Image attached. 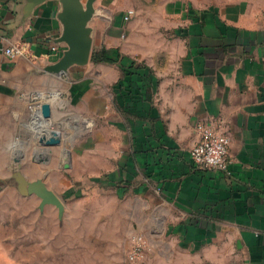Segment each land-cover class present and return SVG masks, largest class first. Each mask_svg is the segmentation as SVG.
<instances>
[{"label":"crops","instance_id":"obj_1","mask_svg":"<svg viewBox=\"0 0 264 264\" xmlns=\"http://www.w3.org/2000/svg\"><path fill=\"white\" fill-rule=\"evenodd\" d=\"M93 7L90 61L58 73L51 67L69 50L61 0H0V168L18 136L22 149L35 146L38 163L49 148L98 153L108 170L101 187L133 193L141 206L152 193L144 206H155L148 215L162 242L146 264H264V0ZM17 45L30 55L9 59L5 48ZM104 50L113 61H93ZM202 122L230 137L227 174L190 160ZM46 128L62 146L40 144ZM31 167L28 180L42 171Z\"/></svg>","mask_w":264,"mask_h":264},{"label":"rangeland","instance_id":"obj_2","mask_svg":"<svg viewBox=\"0 0 264 264\" xmlns=\"http://www.w3.org/2000/svg\"><path fill=\"white\" fill-rule=\"evenodd\" d=\"M98 76L93 72L94 78ZM73 113L86 117L80 109ZM72 139L70 136L69 140ZM21 141L20 136L15 138L19 149H14L7 166L0 168L8 177L0 182V264L148 262L147 256L155 242H162L161 232L157 234V225L151 223L148 215L155 206H151V210L144 206L153 200L149 199L152 193L143 196L141 206L133 193L121 198L116 188L101 187L94 179L104 176L108 170L100 167L102 160L96 157L98 153L67 151L62 143L61 148L42 152L40 158L45 163H38L37 158H33L34 145L22 149L17 144ZM75 146L80 147L81 143ZM66 164L70 168H66ZM31 166L42 171L30 176L34 180L29 181L45 178L46 186L64 202L62 214L54 205L41 207L42 200L37 195L26 196L20 192L15 172L23 174ZM69 189H76L75 193L69 194ZM160 217V211L156 210L153 218ZM135 236L143 237L146 250L141 259L131 263L128 254Z\"/></svg>","mask_w":264,"mask_h":264},{"label":"water","instance_id":"obj_3","mask_svg":"<svg viewBox=\"0 0 264 264\" xmlns=\"http://www.w3.org/2000/svg\"><path fill=\"white\" fill-rule=\"evenodd\" d=\"M95 0H89L86 5L81 0H61L64 5V20L66 22L65 34L63 40L69 45L61 60L51 67L55 72L62 73L71 65H85L91 59L92 40L90 38L91 29L88 22L96 13L93 3ZM41 114L48 121L52 117L51 106L47 103L41 105ZM39 142L45 147H54L61 145L62 138L59 132L45 129L44 134L40 136ZM15 161H19L15 158ZM45 161V160H44ZM66 168H70L66 164ZM15 177L19 183V190L23 195L35 194L41 198V207L47 204L56 206L60 214L63 213L65 205L61 198L50 190L43 179H37L30 182L21 172H15Z\"/></svg>","mask_w":264,"mask_h":264},{"label":"built area","instance_id":"obj_4","mask_svg":"<svg viewBox=\"0 0 264 264\" xmlns=\"http://www.w3.org/2000/svg\"><path fill=\"white\" fill-rule=\"evenodd\" d=\"M134 15L135 11L129 10L124 16V21H130ZM4 52L11 60L26 53L29 54L24 47L19 45L5 48ZM197 129L199 140L189 152L193 166L199 169L216 170L227 174L232 163L230 137L210 122L200 123ZM145 250L146 243L143 242V237L135 236L128 254L129 261L133 263L141 259L144 256Z\"/></svg>","mask_w":264,"mask_h":264},{"label":"trees","instance_id":"obj_5","mask_svg":"<svg viewBox=\"0 0 264 264\" xmlns=\"http://www.w3.org/2000/svg\"><path fill=\"white\" fill-rule=\"evenodd\" d=\"M93 61H95V62H112L113 61V59L112 58H110L109 56H108V53H107V51H100V52H97V53H95L94 55H93ZM114 178H116L115 176H113ZM94 181H96V182H98L99 184H101V185H103V181H102V179L101 178H97V179H94ZM121 181V180H120Z\"/></svg>","mask_w":264,"mask_h":264}]
</instances>
